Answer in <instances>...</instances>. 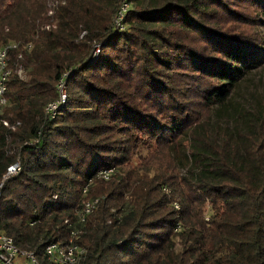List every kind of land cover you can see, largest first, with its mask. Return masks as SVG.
Here are the masks:
<instances>
[{
    "label": "trees",
    "instance_id": "trees-1",
    "mask_svg": "<svg viewBox=\"0 0 264 264\" xmlns=\"http://www.w3.org/2000/svg\"><path fill=\"white\" fill-rule=\"evenodd\" d=\"M228 1L128 0L118 30L119 0H65L41 30L46 0H0V47L32 44L10 53L0 110V184L21 163L0 188L1 234L43 262L98 198L82 264H264V96L234 101L264 52L223 22ZM239 1L264 13V0ZM63 78L68 103L51 120Z\"/></svg>",
    "mask_w": 264,
    "mask_h": 264
},
{
    "label": "built area",
    "instance_id": "built-area-1",
    "mask_svg": "<svg viewBox=\"0 0 264 264\" xmlns=\"http://www.w3.org/2000/svg\"><path fill=\"white\" fill-rule=\"evenodd\" d=\"M129 2L128 0H123L120 8L116 14V22L121 23L124 21L126 13L128 11ZM54 11L51 9L50 14H54ZM116 28L119 27L113 24ZM22 48V51L30 52L32 48V44H27L21 46L16 41L8 42L0 47V107H4L8 104L6 93L8 88V83L10 80V76L12 70L9 68L10 63V53L11 51H18V49ZM100 53V46L96 48V54ZM98 57V56H97ZM23 59V54L18 56V60ZM95 59L92 60L94 62ZM19 75L23 73V68L20 66L18 70ZM68 74H65V77ZM66 88L65 79H61L58 82V89L60 90L58 93V100L49 103L44 108V114L48 119L54 120L58 117L61 110L65 108L64 101L60 96V92H62ZM65 99V98H63ZM5 126H8L7 123H4ZM35 141L34 143H37ZM21 171V163L18 160L15 164L8 167L6 174L4 175L0 188L3 187L4 183L8 181L11 177L16 176ZM113 170H107L101 172L99 174V178L103 181H109ZM89 186L83 189V196L86 198L88 195ZM166 193H169L168 190H164ZM56 199V197H54ZM100 203V199L88 198L85 199L80 208H78L75 212V220L71 219L65 220V225L70 229V236L64 242L52 243L46 247L44 251L43 262L39 260L37 255L30 250H22L18 246L15 245L14 241L8 236L0 233V264H82L87 257V250L83 246L77 243V240L81 237L85 232V227L89 221V218L94 214L96 209L98 208ZM175 211L179 212L181 207L178 203H174ZM182 230L181 226H178L175 229V233H180Z\"/></svg>",
    "mask_w": 264,
    "mask_h": 264
},
{
    "label": "rangeland",
    "instance_id": "rangeland-1",
    "mask_svg": "<svg viewBox=\"0 0 264 264\" xmlns=\"http://www.w3.org/2000/svg\"><path fill=\"white\" fill-rule=\"evenodd\" d=\"M123 0H119V3H122ZM65 3V0H46L47 4V13H46V18L40 22L39 26L41 30H48L54 25L57 21L56 19V14L59 8L61 7L62 4ZM132 4L129 2V7L128 10L131 9ZM53 10L54 14H50V10ZM226 15L223 16L224 21L226 22V26H229L232 24L235 26L234 28H240L241 32L243 31H250L254 32L258 38H262V52H264V13L263 11L258 12V9L255 7H247L243 4H241V1L239 0H230L227 3L226 7ZM116 14L113 15L111 19V25L115 24L119 27L118 30H125L127 27L126 23V17L124 18V21L121 23L116 22ZM229 21V22H228ZM232 35L237 34V31H233L231 33ZM86 35V31H82L80 35V39H82ZM24 46V45H23ZM97 46L102 47V42L99 44L95 41L93 43V55L92 58L95 59L99 54H96V48ZM25 52V51H23ZM28 53V52H27ZM23 60V59H22ZM69 73V72H68ZM21 79L26 81L27 80V75L23 69V73L21 74ZM56 93H59L58 89V84L56 85ZM260 97L264 96V64L261 68L253 71L240 85L238 90L236 91L234 95V101L235 102H241V101H246L250 100L252 96ZM60 96L62 100L65 102L64 106L66 107L68 103V92H67V87L60 92ZM65 98V99H63ZM59 98L57 97L56 100ZM236 104V103H235ZM5 107V106H4ZM4 107H0L1 112L4 111ZM62 112V110H61ZM61 113H59L60 115ZM58 115V116H59ZM57 118V117H56ZM138 152V151H137ZM143 157L141 153L138 152L137 156L134 158L135 165L139 163V158ZM90 193V191L88 192ZM97 194V192H96ZM84 197V196H83Z\"/></svg>",
    "mask_w": 264,
    "mask_h": 264
}]
</instances>
